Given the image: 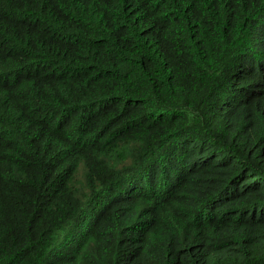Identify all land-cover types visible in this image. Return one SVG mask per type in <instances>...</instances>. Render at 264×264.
<instances>
[{
  "label": "trees",
  "instance_id": "1",
  "mask_svg": "<svg viewBox=\"0 0 264 264\" xmlns=\"http://www.w3.org/2000/svg\"><path fill=\"white\" fill-rule=\"evenodd\" d=\"M0 264H264V0H0Z\"/></svg>",
  "mask_w": 264,
  "mask_h": 264
}]
</instances>
